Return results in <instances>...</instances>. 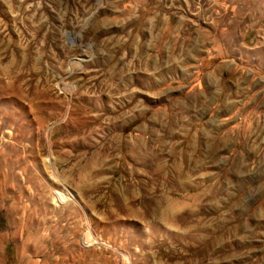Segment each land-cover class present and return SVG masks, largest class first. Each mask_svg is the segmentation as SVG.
Masks as SVG:
<instances>
[{
	"label": "rangeland",
	"instance_id": "obj_1",
	"mask_svg": "<svg viewBox=\"0 0 264 264\" xmlns=\"http://www.w3.org/2000/svg\"><path fill=\"white\" fill-rule=\"evenodd\" d=\"M0 264H264V0H0Z\"/></svg>",
	"mask_w": 264,
	"mask_h": 264
},
{
	"label": "bare ground",
	"instance_id": "obj_2",
	"mask_svg": "<svg viewBox=\"0 0 264 264\" xmlns=\"http://www.w3.org/2000/svg\"><path fill=\"white\" fill-rule=\"evenodd\" d=\"M123 80V79H122ZM128 101H130V100H128ZM128 105V104H127Z\"/></svg>",
	"mask_w": 264,
	"mask_h": 264
}]
</instances>
